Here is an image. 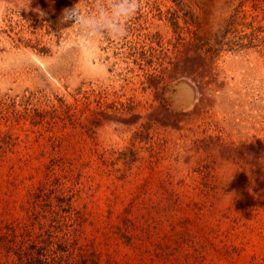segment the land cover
I'll return each instance as SVG.
<instances>
[{
    "label": "rangeland",
    "instance_id": "1",
    "mask_svg": "<svg viewBox=\"0 0 264 264\" xmlns=\"http://www.w3.org/2000/svg\"><path fill=\"white\" fill-rule=\"evenodd\" d=\"M27 2L0 16V232L34 205L98 264H264V0H143L118 45L59 23L90 0Z\"/></svg>",
    "mask_w": 264,
    "mask_h": 264
},
{
    "label": "trees",
    "instance_id": "2",
    "mask_svg": "<svg viewBox=\"0 0 264 264\" xmlns=\"http://www.w3.org/2000/svg\"><path fill=\"white\" fill-rule=\"evenodd\" d=\"M240 46H253V41ZM27 210L25 217L13 220L0 232V264H98L68 236L59 240L52 230L58 225L50 224L45 232H39L36 229L37 219L33 217L35 206L32 209L27 207ZM61 218V215H56L52 221L59 224ZM2 255L6 259L4 262Z\"/></svg>",
    "mask_w": 264,
    "mask_h": 264
},
{
    "label": "clouds",
    "instance_id": "3",
    "mask_svg": "<svg viewBox=\"0 0 264 264\" xmlns=\"http://www.w3.org/2000/svg\"><path fill=\"white\" fill-rule=\"evenodd\" d=\"M12 0H0V16L12 11ZM32 0L25 5H16L19 9L28 10ZM92 10L85 14L77 5L65 8L59 23L77 27L80 34L87 40H110L120 44L129 36L130 22L140 12L143 0H90Z\"/></svg>",
    "mask_w": 264,
    "mask_h": 264
}]
</instances>
